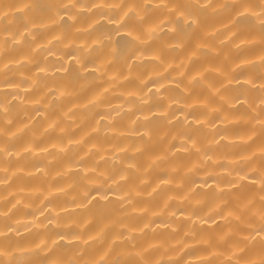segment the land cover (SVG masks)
<instances>
[{
    "label": "clouds",
    "instance_id": "clouds-1",
    "mask_svg": "<svg viewBox=\"0 0 264 264\" xmlns=\"http://www.w3.org/2000/svg\"><path fill=\"white\" fill-rule=\"evenodd\" d=\"M0 264H264V0H0Z\"/></svg>",
    "mask_w": 264,
    "mask_h": 264
}]
</instances>
